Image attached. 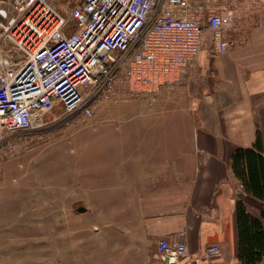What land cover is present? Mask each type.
<instances>
[{
    "label": "crops",
    "instance_id": "0c3cea01",
    "mask_svg": "<svg viewBox=\"0 0 264 264\" xmlns=\"http://www.w3.org/2000/svg\"><path fill=\"white\" fill-rule=\"evenodd\" d=\"M216 2L232 15L228 49L213 53L206 30L183 83L142 99L156 111L123 121L90 150L89 195L104 205L106 234L118 237L108 246L119 258L108 264H167L156 254L161 239L186 244L173 264H237L236 202L261 219L263 203L244 193L231 157L257 133L264 157V0ZM212 245L219 253L207 256Z\"/></svg>",
    "mask_w": 264,
    "mask_h": 264
},
{
    "label": "built area",
    "instance_id": "2783aa9c",
    "mask_svg": "<svg viewBox=\"0 0 264 264\" xmlns=\"http://www.w3.org/2000/svg\"><path fill=\"white\" fill-rule=\"evenodd\" d=\"M67 1V17L48 0L0 7V150L16 147L15 134L40 128L42 111L55 102L89 116L100 100L154 101L183 83L206 30L213 53L232 43L230 9L216 0ZM185 252L182 241L156 246L167 264ZM218 253L216 245L206 251Z\"/></svg>",
    "mask_w": 264,
    "mask_h": 264
},
{
    "label": "rangeland",
    "instance_id": "374dc122",
    "mask_svg": "<svg viewBox=\"0 0 264 264\" xmlns=\"http://www.w3.org/2000/svg\"><path fill=\"white\" fill-rule=\"evenodd\" d=\"M9 1L0 0V7L7 9ZM48 1L68 16L67 0ZM205 46L206 41L198 57ZM141 101L100 100L89 116L67 114L55 102L42 111L40 128L15 134L13 150L2 147L0 264H108L119 258L108 246L118 237L107 235L105 220L97 217L104 205L89 195L96 160L90 150L101 134L120 132L123 121H141L156 111L154 103L145 107ZM79 207L86 212H77Z\"/></svg>",
    "mask_w": 264,
    "mask_h": 264
},
{
    "label": "trees",
    "instance_id": "16d2710c",
    "mask_svg": "<svg viewBox=\"0 0 264 264\" xmlns=\"http://www.w3.org/2000/svg\"><path fill=\"white\" fill-rule=\"evenodd\" d=\"M231 169L244 193L263 203L261 219L251 216L241 201L235 204L237 264H264V157L259 133L252 148L234 151Z\"/></svg>",
    "mask_w": 264,
    "mask_h": 264
},
{
    "label": "water",
    "instance_id": "95a60500",
    "mask_svg": "<svg viewBox=\"0 0 264 264\" xmlns=\"http://www.w3.org/2000/svg\"><path fill=\"white\" fill-rule=\"evenodd\" d=\"M85 211V208H83V207H79L78 209H77V212H84Z\"/></svg>",
    "mask_w": 264,
    "mask_h": 264
}]
</instances>
